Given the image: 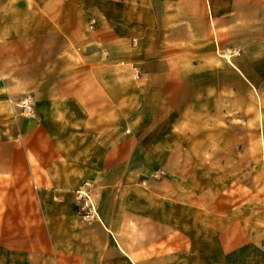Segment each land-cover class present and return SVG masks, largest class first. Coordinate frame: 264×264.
Masks as SVG:
<instances>
[{
    "label": "crops",
    "instance_id": "1",
    "mask_svg": "<svg viewBox=\"0 0 264 264\" xmlns=\"http://www.w3.org/2000/svg\"><path fill=\"white\" fill-rule=\"evenodd\" d=\"M18 1L0 0V23L17 20ZM20 1L31 38L50 6L58 21L124 22L139 74L98 52L89 62L48 52L41 69L27 64L35 115L18 117L2 92L0 30V264H162L163 229L194 220L217 221L220 245L249 223L250 264H264V206L219 203L195 217L162 204L174 197L162 194L169 167L242 164L243 149L264 166V0ZM93 38L95 52L107 37ZM83 181L94 187L91 221L76 210Z\"/></svg>",
    "mask_w": 264,
    "mask_h": 264
},
{
    "label": "rangeland",
    "instance_id": "2",
    "mask_svg": "<svg viewBox=\"0 0 264 264\" xmlns=\"http://www.w3.org/2000/svg\"><path fill=\"white\" fill-rule=\"evenodd\" d=\"M49 8V21H34V38L29 35L31 27L28 26L31 23H26L24 20L25 6L20 0L15 7L17 20L0 23L5 49L1 55L2 78L10 82V85L2 87V92L7 95L9 99L7 104L13 109L14 115L27 116L25 107L30 105L26 93L27 64H34V71L36 67L41 69L43 57H46L48 52H64L65 47L74 51L77 55L76 61L80 62L91 61V54L94 53L95 56L98 52L102 61L109 65L118 64L119 70H125V77L136 81L137 77L132 70V66L138 65L135 50L132 48L136 44V31L128 38V55L126 56L125 52L123 53L125 44L123 45L121 38V35H124L125 40L124 22L97 23L92 20L63 22L56 19L58 7L50 6ZM94 36L107 38L106 43L100 42L99 48L92 52L91 47L97 44ZM28 45L33 47L32 52L31 49L27 51ZM72 57L74 56L71 55V60H74ZM123 62V65H119ZM241 153L242 164L231 165L229 164L231 161L227 159V164L222 166L208 165L206 162L207 165L169 167L170 181L162 187V194L172 193L174 197H163L162 204L167 205L172 201L173 204L192 208L195 217L203 216L199 212L206 211V207L212 209L219 203H225L231 207L264 206V166L250 165L251 151L249 149H243ZM253 153L252 157L255 155V152ZM256 153L259 158L263 156L262 151ZM195 156H197L196 152ZM205 157L209 158L210 154H206ZM238 161L239 159H236V163ZM210 212V217H216L212 214V210ZM131 219L135 222L134 217ZM130 223L134 227L133 222ZM176 228L162 231V264H250L249 254L256 252L255 247L253 251L249 245L248 235L252 230L249 223L227 229L226 236L222 240L223 245H220V226L217 221L194 220L193 226L188 224L186 228L184 225ZM234 241L236 245H233ZM127 263H132L128 257L125 264Z\"/></svg>",
    "mask_w": 264,
    "mask_h": 264
},
{
    "label": "built area",
    "instance_id": "3",
    "mask_svg": "<svg viewBox=\"0 0 264 264\" xmlns=\"http://www.w3.org/2000/svg\"><path fill=\"white\" fill-rule=\"evenodd\" d=\"M135 76L138 77V69L132 66ZM27 116L33 117L34 111L28 106L25 107ZM76 210L83 221H91L97 217V207L94 203V187L91 182L83 181L75 190Z\"/></svg>",
    "mask_w": 264,
    "mask_h": 264
}]
</instances>
